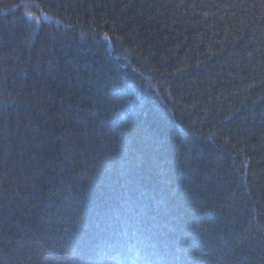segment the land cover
Here are the masks:
<instances>
[{
    "label": "trees",
    "instance_id": "1",
    "mask_svg": "<svg viewBox=\"0 0 264 264\" xmlns=\"http://www.w3.org/2000/svg\"><path fill=\"white\" fill-rule=\"evenodd\" d=\"M0 264H264V0H0Z\"/></svg>",
    "mask_w": 264,
    "mask_h": 264
},
{
    "label": "rangeland",
    "instance_id": "2",
    "mask_svg": "<svg viewBox=\"0 0 264 264\" xmlns=\"http://www.w3.org/2000/svg\"><path fill=\"white\" fill-rule=\"evenodd\" d=\"M26 17H28V18H31L32 17V15L30 16V15H27Z\"/></svg>",
    "mask_w": 264,
    "mask_h": 264
}]
</instances>
